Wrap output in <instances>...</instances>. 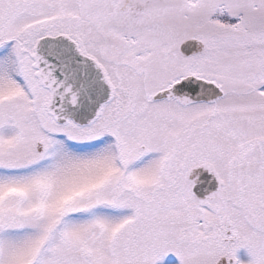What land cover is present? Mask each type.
<instances>
[{"label":"snow or ice","instance_id":"1","mask_svg":"<svg viewBox=\"0 0 264 264\" xmlns=\"http://www.w3.org/2000/svg\"><path fill=\"white\" fill-rule=\"evenodd\" d=\"M0 264H264V0H0Z\"/></svg>","mask_w":264,"mask_h":264}]
</instances>
